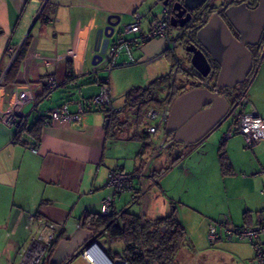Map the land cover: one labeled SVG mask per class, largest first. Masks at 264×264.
Listing matches in <instances>:
<instances>
[{"label":"crops","instance_id":"obj_1","mask_svg":"<svg viewBox=\"0 0 264 264\" xmlns=\"http://www.w3.org/2000/svg\"><path fill=\"white\" fill-rule=\"evenodd\" d=\"M149 2L0 0V76L4 77L12 62L9 48L18 50L30 34L19 68L0 82V264H35L36 259L39 264H87L80 255L86 244L96 241L107 250L108 237L98 236L81 225L80 217L87 212L100 213L101 199L112 194L104 183L110 169L120 166L136 175L134 196L127 191L114 196L111 212L126 209L131 212L124 205L127 200L137 207L144 202L140 190L142 171L160 145L164 132L158 134L160 126L155 133H148L141 119L134 115V108L125 104V92L133 85L122 90L114 84L109 86L116 109L111 117L104 108H97L83 113L75 124L44 125L43 120L51 109L62 104H67L68 110L74 112L80 99L99 92L101 78L97 72H92L91 63L96 29L105 25L109 14H116L120 17V31L115 38L120 34L131 37L134 34L124 32V27L139 13L141 28L147 30L151 20L158 16H146ZM132 52L138 57V61L134 58L136 63L169 53L162 38L152 39L140 48L133 47ZM126 58L125 51H121L117 61ZM68 70L72 75L67 76ZM46 77H54L59 84L42 97L40 83ZM86 77L90 85L83 89L78 83ZM240 86H248L251 104L264 117V52L260 53V47L253 55L250 75ZM84 90L89 92L81 96ZM114 93L123 96L118 106H114ZM6 110L22 113V121L29 127L44 117L39 136L36 138L26 130L18 132L19 121L4 124L1 116ZM126 111H131L134 117ZM230 125L231 121L220 123L184 157L171 156L167 147H162L152 157V162L158 159L153 170L146 173L149 164L144 173L147 180L160 188V192L152 191L157 198L148 199L145 210V219L153 221L169 215L178 220L179 216L176 207L170 205L180 199L174 198L171 191L179 187L181 177L175 178L174 169L166 173L157 171L158 165L164 161L170 162V167L178 165L179 175L184 177L193 172L212 171L210 180L197 188L210 186L216 201L201 206L193 202V208L189 209L190 215L198 216L203 240L199 249L206 252L205 257L200 259L201 251L194 245L180 246L177 252L179 258L191 257L196 264H255L254 248L246 240L220 239L204 246L209 221L227 216L233 225H253L264 220V140L246 148L242 135L234 133L222 141ZM34 142H38L36 152L31 150ZM221 151L228 164L225 170L219 162ZM127 163L133 165L134 170H129ZM144 177L142 185L145 187ZM146 190L149 194L150 189ZM138 211L132 213L140 214ZM178 221L183 226L180 218ZM50 234L53 239L48 243ZM107 254L110 255L108 250Z\"/></svg>","mask_w":264,"mask_h":264},{"label":"water","instance_id":"obj_2","mask_svg":"<svg viewBox=\"0 0 264 264\" xmlns=\"http://www.w3.org/2000/svg\"><path fill=\"white\" fill-rule=\"evenodd\" d=\"M228 0L224 5L214 6V11L195 33L197 44L190 42L185 45V51L190 55L193 67L200 79L209 77L213 70L212 62L218 65V71L213 89L207 86H196L180 93L172 102L170 113L165 123L164 135L160 145L147 160L142 171V178L146 168L162 147H172L175 143L183 146L199 143L206 135L214 130L227 117L229 107L227 97L221 92L223 89L235 87L246 79L253 68V47L259 45L264 33V0ZM206 0H184L189 12L201 7ZM166 5V1H163ZM178 3H174L173 10ZM178 13L171 17L170 24L176 26ZM190 19V13L179 25L183 26ZM120 17L109 14L104 26L95 31L93 55L91 63L98 64L107 46L119 26ZM210 82L209 80H207ZM107 120L105 121V123ZM175 155H180L175 151ZM140 181V190L144 197L140 213L141 222L145 218L148 196ZM91 255L99 264H107L110 256L94 242Z\"/></svg>","mask_w":264,"mask_h":264},{"label":"built area","instance_id":"obj_3","mask_svg":"<svg viewBox=\"0 0 264 264\" xmlns=\"http://www.w3.org/2000/svg\"><path fill=\"white\" fill-rule=\"evenodd\" d=\"M161 13L153 18L150 22L149 28L144 30L141 28V15L139 13L134 14V20L132 23L127 24L124 27V32L133 33L131 37H125L120 34L107 46L105 53L102 56L101 61L93 65L92 72H98L99 66H103L104 70H109L116 66H125L136 63L132 55L133 47H142L145 43L155 38H162L166 41V47L169 51H172L173 41L169 29V14L168 9L161 3ZM260 53L264 52V33H262L260 42ZM121 51H125L127 58L124 61L118 62V56ZM17 53V49L9 48L10 59L13 60ZM181 65L178 64L173 70L177 71ZM174 71V72H175ZM71 72H67V76H70ZM3 76H0V82ZM108 77H104L100 81V90L97 94L89 97L82 98L78 102L77 110L70 112L67 108V104H62L59 107L51 109L46 115L44 125H50L54 123H67L75 124L80 121L83 113L90 111L91 109L104 108L108 115L113 114L116 110L112 105V96L110 94ZM46 88L50 91L58 86L59 81L54 77H46L43 82ZM203 85L213 89V84L207 80H203ZM248 86L241 88H226L224 95L228 99L229 107L227 111V117L231 118L230 129L224 132L222 135V141L230 137L232 134L237 133L242 135L244 140V146L251 148L258 141L264 140V117L260 116L254 106L251 104L247 89ZM27 97L30 95L29 91L26 92ZM138 111L134 112L135 115ZM170 113V103H165L162 107L149 106L140 115L141 122L146 127L148 133H155V131L164 125L168 119ZM23 115L20 112H14L12 110H6L1 116V121L6 125H13L14 123L23 120ZM31 150L36 152L38 150V142H34L31 145ZM134 172L124 170L122 167L117 166L108 171L105 185L111 188L112 194L106 195L101 199L100 213L109 214L113 205L114 196L125 191L132 192V195L136 193L134 188ZM219 223L217 224V222ZM211 222L208 224L207 238L209 243H213L222 238L228 240H246L249 242L255 252L254 263L264 264V220H261L257 224L233 226L227 216H223L220 220ZM53 239V235L50 234L47 237L49 243ZM96 242V241H94ZM94 242L86 244L80 251L81 257L87 264H93V258L91 250ZM97 243V242H96ZM100 246V245H99ZM137 252V249H132ZM38 259H36V263ZM107 264H133L131 262L130 252L123 250L118 254V257L110 256V260ZM143 264V263H137Z\"/></svg>","mask_w":264,"mask_h":264},{"label":"rangeland","instance_id":"obj_4","mask_svg":"<svg viewBox=\"0 0 264 264\" xmlns=\"http://www.w3.org/2000/svg\"><path fill=\"white\" fill-rule=\"evenodd\" d=\"M222 0H214L212 2V4L214 5H218L219 3H221ZM147 11H146V16L147 17H151L154 14H160L161 13V5L160 3H158L156 0H150L149 5L147 4ZM172 34L175 38H177V41L175 43V47H174V56L178 59L181 60V62L186 65L185 66V70L188 69L191 66L190 63V55L185 51V44L183 43V38L181 36L182 30L178 27H170ZM119 28H117L115 30V33L113 35L112 38H115L117 36V34L119 33ZM132 55H134V58L138 61V57L137 55L132 52ZM122 57H120V59L122 60ZM106 64H103V66ZM103 66L100 65L98 72H97V76L101 79H103L104 77H108L110 79L109 82V86L112 87V85H115V88L122 90L124 89L126 86H140V87H144L146 86L151 80L157 78L160 75H164L166 73L169 72L170 69V62L167 58L166 55L154 58V59H150L148 61H144V62H140V63H133V64H129V65H125V66H117L114 68H111L109 70H104ZM186 72V71H185ZM182 70L178 71V75L176 76V78L174 79V87H172L173 90H175L172 95L170 96L171 92L169 95H166L163 103H170L171 104V100H174L181 92V89H187V88H191L192 86H202L201 83V79H198L197 77H195L192 72H188L185 73ZM247 79V78H246ZM244 79L242 82H240L239 84H237L236 86L242 85L245 80ZM109 81V80H108ZM214 80H212L213 82ZM90 85L89 82V78L86 77L84 78V80H82L80 83H78V86L83 87V89L85 88V85ZM235 86V87H236ZM178 87H180L181 89L178 90ZM60 91H65L64 88H60ZM84 93L81 96H85V94H87V92H89V90H84ZM177 92V94H176ZM164 94H166V88H162L161 92L159 93L160 96H164ZM123 99V96H119L116 93H114V106H118L119 104H121V100ZM170 100L168 102H166L167 100ZM129 112V115H133V113L131 111H126ZM131 117V116H130ZM231 121L230 117H226L221 123H229ZM225 125V124H224ZM143 127V126H142ZM141 127V128H142ZM125 128V127H124ZM164 128L165 125H161V127L159 128L158 134L159 135H163L162 133L164 132ZM126 129V128H125ZM143 129V128H142ZM157 137H160V136ZM196 144H188L186 146H183L181 143H175L172 147H167V150L169 151L168 153H170V155L174 156L176 153L175 151H179L180 153V157H184L183 155L186 153ZM176 156V155H175ZM148 160V159H147ZM147 162V161H146ZM152 162V161H151ZM146 171V173H149L153 170V165L156 164L158 162V159L156 158L154 160V162L151 163ZM180 164H182V159L180 161ZM161 165L163 166V168L161 167ZM127 166L129 167V170H134L133 165H131L130 163H127ZM170 162H162L160 165H158V168L156 169L157 171H163V173H166L168 170L174 169V173L175 174V178L178 179V176L180 178L179 181V187H177V189L173 188L171 191V194L174 196V198H180L178 201L173 202L170 206L171 208L176 207L175 209L177 210V214L179 215L177 218L179 220H182V224L185 228V238L182 242V247H189V246H195V249L198 248V251H201L202 249H199L202 247V239L200 237V232H199V220H198V216L197 214H193L196 212H192L190 215V210L191 208H193V202L194 204H198V205H208L209 202H215L216 201V195L215 192L212 188H210V186H202L201 189H198L197 187L199 185H203V183H205V181L210 180V175L212 176V171H210L209 169L205 170V172L207 173H201L200 171L198 173L193 172L192 175H186L184 176H180V168L178 167V165L176 166H171L170 169ZM159 171V172H160ZM180 174V175H179ZM147 174L145 175L144 179H143V183L145 184L146 189L148 188V190L150 189V192L148 194L147 192V196L148 199H153L156 200L157 196L155 197V195H153L152 191H159L160 192V188L157 185H154L150 180H147ZM176 179V180H177ZM184 181V184L182 183ZM106 182V180L104 181V183ZM181 184H183V186H181ZM182 189H181V187ZM184 187V188H183ZM179 188V190H178ZM111 190V188H109ZM112 191V190H111ZM116 196V195H115ZM149 203V200H148ZM131 212H135L136 209L139 210L138 212L141 213V209L143 206V202L141 203V206L137 207L136 204L133 202H131V200H127L124 204ZM123 205V206H124ZM121 206V207H123ZM148 215V214H147ZM184 219V221H183ZM188 222V224L186 223V221ZM220 220V219H219ZM218 221V220H217ZM211 222H215V221H211ZM210 223V221H209ZM219 223V221L217 222V224ZM233 225V224H232ZM233 226H242V225H233ZM191 237V238H190ZM192 240V241H191ZM222 240L228 241V239L226 238H222ZM234 240V239H233ZM104 242L107 244V240L105 239ZM209 241L208 239L205 242L204 246H208ZM126 248L125 242L123 239H108V253L111 256H114L118 253H121L124 249ZM107 250L105 249V252L107 253ZM226 253H228V251H225ZM231 251H229L230 254ZM205 253L206 252H199V254H201L200 259L202 260L203 257H205ZM109 255V256H110ZM195 260L197 261V255L195 256ZM175 261L176 263L178 262L179 264H196V262H194L193 258H188V257H178V253L175 257Z\"/></svg>","mask_w":264,"mask_h":264},{"label":"trees","instance_id":"obj_5","mask_svg":"<svg viewBox=\"0 0 264 264\" xmlns=\"http://www.w3.org/2000/svg\"><path fill=\"white\" fill-rule=\"evenodd\" d=\"M29 43L30 34L26 36L23 43L18 48L9 68L4 73L3 79H8L9 74L17 71L20 63L25 58ZM259 47L260 46L258 45L252 48L254 54L258 52ZM166 56L169 62L173 63V56L170 53H167ZM212 64V72L209 77L201 79V83L203 80H209L212 82V80L215 79L219 67L215 62H212ZM189 71L192 72V74H194V72L197 73L191 66L184 70L185 73H188ZM68 72L71 71L68 70ZM170 81L171 74L166 73L153 79L145 87H130L125 92V104L134 109H138L139 111H142L150 104L155 106L162 105L165 97L160 96L159 93L162 88L170 87ZM40 87L43 92L42 97L46 96L48 89L45 84L41 82ZM238 87L241 88L243 86L239 85L235 88ZM187 89L181 90L183 92ZM113 114H110L109 116L111 117ZM110 117L109 120H111ZM43 118L44 117L38 119L31 127H29L25 121L20 120L17 123L18 132L26 130L37 138L42 127ZM222 152L223 151H221L219 156V162L222 170H225L227 169L228 164L226 156ZM175 157L179 158L180 155ZM80 223L93 230L98 236L104 234L111 240L123 239L126 245L125 249L130 252L131 262L133 264H177L175 257L185 238V229L174 215L157 218L153 221H148L144 218V221L141 222L140 214L129 212L127 209L117 213L110 212L105 215L101 213L87 212L80 217ZM52 245L53 243L50 244L49 251L51 250ZM132 249H137V252H134ZM112 257H118V254Z\"/></svg>","mask_w":264,"mask_h":264},{"label":"flooded vegetation","instance_id":"obj_6","mask_svg":"<svg viewBox=\"0 0 264 264\" xmlns=\"http://www.w3.org/2000/svg\"><path fill=\"white\" fill-rule=\"evenodd\" d=\"M158 3L161 2L163 4V1H166V5H164L167 9H168V14H169V29H170V33H171V37H172V41H173V48H172V51H169V53L173 56V63H170V69H169V72L171 74V81H170V87H166V94H164V97H166V95H169L170 92V96L172 95V93L175 91L172 89V87H174V79L176 78V76L179 74L178 71L179 70H182L184 71L185 70V66L180 59L176 58L174 56V47H175V43L177 41V38H175L172 34V31H171V24H170V20H171V17L178 13V20H175L176 22V26H172V27H178L182 30V33H181V36L183 38V43L186 45L190 42H194L195 44H197V41L195 39V33L196 31L198 30V28L200 26H202V24L204 23L203 22V16H205V18L207 19L211 12L214 11V4H212V2L214 0H206V2L201 6V7H198L196 9H194L193 11L189 12L188 8L185 7L184 5V0H156ZM228 0H222L221 3H219L218 5H224ZM250 6H254L255 2L253 0H250ZM178 3L177 5V9L176 10H173V5L174 3ZM188 13H190V19L184 23L183 26H180L179 23L180 22H183L185 17L188 16ZM185 47V46H184ZM189 54V53H188ZM253 54H254V50H253ZM180 64L181 66L179 67V69L177 71L173 70L174 67L176 65ZM175 71V72H174ZM195 77H197L198 79H200V76L198 75V73H195L193 74ZM210 83H212L210 81ZM181 89L180 87H178L177 89V92L178 90ZM227 89H223L221 92L224 94V92H226ZM49 91V90H48ZM176 92V94H177ZM170 101L169 99L166 101L168 102ZM173 100H171V104H172ZM165 103H163L162 105L160 106H155V105H148L147 107L149 106H152V107H162ZM171 104H170V107H171ZM147 107H145L143 110H145ZM142 111H139L138 109H134V112L138 111V115H135L136 117H140L141 113L143 112Z\"/></svg>","mask_w":264,"mask_h":264},{"label":"bare ground","instance_id":"obj_7","mask_svg":"<svg viewBox=\"0 0 264 264\" xmlns=\"http://www.w3.org/2000/svg\"><path fill=\"white\" fill-rule=\"evenodd\" d=\"M114 108V107H113ZM116 110V109H115ZM91 258H93V257H91ZM93 264H99L98 262H96L95 260H94V258H93Z\"/></svg>","mask_w":264,"mask_h":264}]
</instances>
